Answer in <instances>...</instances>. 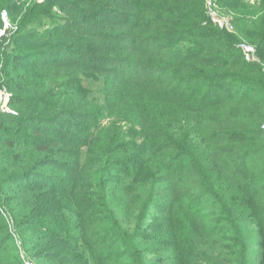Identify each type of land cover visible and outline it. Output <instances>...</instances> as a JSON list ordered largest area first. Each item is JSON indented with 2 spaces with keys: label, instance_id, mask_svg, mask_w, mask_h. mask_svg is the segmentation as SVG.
Listing matches in <instances>:
<instances>
[{
  "label": "trees",
  "instance_id": "16d2710c",
  "mask_svg": "<svg viewBox=\"0 0 264 264\" xmlns=\"http://www.w3.org/2000/svg\"><path fill=\"white\" fill-rule=\"evenodd\" d=\"M3 10L0 264H264V0Z\"/></svg>",
  "mask_w": 264,
  "mask_h": 264
},
{
  "label": "rangeland",
  "instance_id": "374dc122",
  "mask_svg": "<svg viewBox=\"0 0 264 264\" xmlns=\"http://www.w3.org/2000/svg\"><path fill=\"white\" fill-rule=\"evenodd\" d=\"M209 10L211 11L212 9L209 7ZM210 13H211V16L215 17L213 12H210ZM216 19H220V18L216 17ZM46 24H47L46 21L41 22L39 20H37L35 23L36 27H45ZM83 87L85 89L89 90L91 97L94 99V101L96 103H102V101H103V89H102L101 79H99L98 77H87V78H85V81L83 82ZM10 111H12V110L8 108L7 104L2 105L0 103V112H10ZM263 124H264V122H263ZM261 130L264 133V130L262 129V125H261ZM10 231H11L12 235L14 236L15 240L18 241L16 232H14L12 230H10ZM16 244L19 245L17 242H16ZM26 261H27L26 264H35L33 261H30V260H26Z\"/></svg>",
  "mask_w": 264,
  "mask_h": 264
},
{
  "label": "built area",
  "instance_id": "2783aa9c",
  "mask_svg": "<svg viewBox=\"0 0 264 264\" xmlns=\"http://www.w3.org/2000/svg\"><path fill=\"white\" fill-rule=\"evenodd\" d=\"M2 23H3V27L0 30V36H2L5 31L9 30L12 28L11 24L8 21V16L6 11H2L0 14ZM215 22H217L221 27L222 26H226L229 30L232 29V26L225 20V19H214ZM240 47V49L242 50L244 57L246 60L250 61V60H255V49L252 45L246 44V43H240L238 45ZM10 97V93H8L6 91V89H2L0 90V103L2 105L7 104L8 100ZM11 113H13V111H10ZM262 129L264 130V124H262Z\"/></svg>",
  "mask_w": 264,
  "mask_h": 264
}]
</instances>
